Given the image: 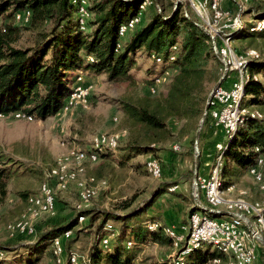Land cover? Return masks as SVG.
<instances>
[{
	"label": "rangeland",
	"instance_id": "1",
	"mask_svg": "<svg viewBox=\"0 0 264 264\" xmlns=\"http://www.w3.org/2000/svg\"><path fill=\"white\" fill-rule=\"evenodd\" d=\"M158 1L156 0V3ZM198 1L208 8L213 0ZM177 2H180L184 7L186 16L190 14L193 18L196 19L197 17L200 20L201 25L206 29V33L214 40L216 55H218L216 51L222 52L228 46L233 54L242 56V59L264 61V37L255 35L235 40V36L232 35L248 29L254 32L264 31V17L251 21L247 13L251 7L264 10V0H219L221 16L218 19L211 20L210 25H207L193 10H190L189 0H161L160 5L164 8L165 15L172 12ZM148 3L150 2L144 3V6ZM87 5L89 8V0H87ZM80 6L85 7L86 3L82 5L81 2ZM24 10L27 11L28 9ZM24 10L14 14V21L18 24L21 23V25L29 24L32 18L28 22L23 19L17 21L15 15H24ZM79 11L78 8V20L82 18ZM11 14L12 11H9V17L7 16L9 24L22 28L15 46L26 48L33 45L37 32L14 24ZM31 14L32 12H30V16ZM209 15L211 16L210 12L207 13V16ZM137 18L139 22L134 19L131 20V22L136 23L132 29H126L131 22L120 29V37H124L129 30L135 29L141 22V17ZM236 18L233 32L231 26ZM2 20L4 19L0 18V28L3 30ZM87 20L88 17L85 21L87 22ZM80 28L83 32H86V23L84 26L80 25ZM121 30H123V33H121ZM229 34L233 36V40L227 43L225 38ZM216 39H220V47L217 46ZM220 56L225 57L222 53ZM133 58L135 64L128 76L124 78L110 80L106 74H80L77 79L82 80L80 86H85L84 90L88 95L85 94L81 98L78 95L76 98L71 99L69 101L71 104L65 110L66 103L64 102L63 108L55 117L47 120H37L32 116L33 119L28 120L22 114L23 111L0 113L2 114V117H0V264H87L89 262L88 252L93 242L92 231L87 228L89 222L87 218H81L84 219L83 221L78 218V225L72 230L67 241L59 238L53 242L56 256L52 253L53 248L50 242H46L41 246L33 245L30 247H23L22 242H37L38 239L36 238L39 233L56 225L65 224L81 212L108 211L122 213L127 207L129 212L133 211L148 202L156 189L165 182L173 183L176 186H172L174 190L170 191V188L168 193L162 196L150 211L151 214L158 217V220L163 217V212L167 211L170 213V217L178 220L174 219L177 223L182 221L187 223L189 217L197 213L195 212L197 210L196 199L199 200L200 204L202 202L211 210L225 211L234 215V217H215L206 212L205 209L199 210L198 213L201 215L209 214L208 218L219 224L238 219L241 221V228L246 230V227H249L248 224L235 216L244 215L250 221L252 229L258 231L259 234L257 235L258 238L256 237L254 240L246 239L244 245L254 252L259 264H262V260L264 262L263 244L258 245L257 251L259 237L264 238V228L259 221L264 218V189H262V183L254 179L248 172L249 170L236 168L230 178L238 180L240 177L239 184H232L225 191H220L221 185L223 188V184H225L224 178L222 179V176H220L218 178L217 198L221 204L218 208L212 209L208 194L201 188V185L206 186L211 182L212 173L216 166L220 165L222 168L221 159L228 146L223 145L222 142H215L211 151L206 149L207 131L212 121L211 118L206 123V118L204 119L199 138H197L204 114L198 118H184L167 117L164 113L162 116L165 119V129L156 131L138 122L136 118L128 113L126 109L129 106H147L152 110L158 108L167 98L174 77L179 74V68L172 70L170 65H166L167 71L154 78V75L161 71L158 66L162 65L156 62L157 66L145 49L139 51ZM227 60L228 58H223L221 69V65L217 66L216 61L211 58L208 66L209 74L204 80L208 91L207 100L214 86L218 83L214 78L216 67L219 68H217L219 74L222 73L220 79L227 71L229 73L228 79H231V86H239L240 74H242L240 72L241 60L236 59L233 66H226L225 61L227 62ZM171 76L172 79H170ZM77 79L76 83L73 84L72 92L77 84ZM228 79L225 82L226 84H228ZM152 84H154L153 87L149 86ZM248 100L249 97L245 100L243 98V107H246L245 109L249 107L248 111L254 114L259 112L263 117L258 119H264V106H247L245 104ZM206 105L207 101L205 109ZM243 123H240L236 127L237 129L234 128L235 131L233 129L232 132L225 126L223 131L220 129L217 134H215L216 128H212L211 132L216 138H220L224 133L230 139L233 138ZM101 134L111 137L117 136L119 147L116 150L106 148L101 150L100 159L95 163L86 162L84 173L68 182L66 190H61L58 179L50 178L51 169L59 165L64 158L72 157L76 152L86 150L93 138ZM197 142L200 160L196 172ZM128 145L137 146L145 151L141 153L131 152L127 148ZM152 146L153 150L146 151ZM208 153H212L210 157H207ZM105 154H108V156L103 157ZM216 157H218V162L213 167ZM153 161L159 163L162 168L161 179L153 178L147 170L148 164ZM211 168L213 170L210 172ZM204 172H206L205 184L202 174ZM196 173L197 184L194 180L193 185ZM260 173L264 179V165L260 168ZM44 184L49 186L56 199V208L50 214L29 210V207H31L29 199L41 196V187ZM177 186L180 188L178 189ZM88 190L94 192V195L84 201L85 199L83 200L81 195ZM171 195L176 198H170ZM237 203L245 204L248 210L244 211L240 205L236 206ZM193 208H195V211L190 215ZM19 224L23 225L22 229L19 228ZM161 225L175 231L179 227L176 225H163L162 223ZM118 226L119 224L116 222H109L107 229L115 231ZM127 236L128 233H126ZM63 238H65V235ZM203 238L209 242H216L221 238V235ZM109 239L110 237H105L102 244H108ZM72 240L75 241L69 245ZM125 241L129 240L125 239ZM126 242L125 245L131 248L132 244ZM215 244L217 243H213V246L218 249ZM193 248L191 247V253H189L191 255L178 256L179 252H176L172 246L147 241L142 247L136 246L128 249L127 252L134 255V264H185L183 262L184 258L186 264H194L195 258L207 253L208 250L209 256L205 264H214L212 260L215 256L211 255L214 248L205 247L200 253H193L192 250H197V248ZM222 256L216 258L219 259V262L221 258L223 260L222 264H226L228 260ZM225 256L230 257V263L233 258L229 255Z\"/></svg>",
	"mask_w": 264,
	"mask_h": 264
},
{
	"label": "trees",
	"instance_id": "2",
	"mask_svg": "<svg viewBox=\"0 0 264 264\" xmlns=\"http://www.w3.org/2000/svg\"><path fill=\"white\" fill-rule=\"evenodd\" d=\"M79 1H0V18L4 19L3 30L0 28V113L23 111L26 116L37 120L55 117L69 98L73 84L80 74H106L110 80L127 77L135 64L133 57L145 49L155 64L157 62L162 65L156 64L161 71L154 78L167 71L166 65H170L172 70L179 68V74L174 77L167 98L158 108L152 110L147 106H129L127 112L138 122L156 131L165 129L164 113L167 117L203 116L208 93L204 80L209 74L210 60L213 58L217 66L221 65V69L223 64L215 54L214 40L201 28V22L196 16V19L190 14L186 16L181 4L176 11L174 6L172 12L165 15L164 8L160 5L161 0L157 3L156 0H89L87 11L90 19L86 23L87 31L83 32L77 17ZM147 1L150 3L144 6ZM24 9L32 12L27 25L14 21V14ZM9 11H12L14 24L37 32L33 45L26 48L15 46L22 28L9 24ZM247 13L251 21L264 17V10L258 7H251ZM139 16L141 22L135 29L120 37V29ZM255 35L264 37V31L254 32L248 29L236 34L234 38L239 40ZM216 43L218 47L221 46V41ZM172 58L174 60L171 62ZM217 68L214 78L218 82L222 73L219 74ZM246 74L249 78L244 82V100L247 97L249 100L244 104L264 106V61H250ZM208 119L210 113L207 114L205 123ZM221 142L228 146L221 159L222 168L220 167L225 182L220 191H225L235 184L230 177L236 168L251 170L258 157L264 155V119L248 117L233 138L225 136ZM256 147L260 148L259 153L254 151ZM127 148L131 152L145 151L132 145ZM153 149L152 146L146 151ZM95 152L100 154V151ZM172 186L176 185L162 183L148 202L130 212L128 207L122 213L81 212L65 224L39 233L37 242L24 241L22 246H41L50 242L53 248V242L63 239L66 232H72L77 227L78 218H87V228L93 234L87 264H134V255L127 252L128 249L142 247L147 241L173 247V240L164 232L163 227L157 231L149 229L151 224L160 223L158 217L150 211ZM194 211L195 208L191 209L190 215ZM109 222L119 224L115 231L107 229ZM105 237H110L109 244H102ZM125 239L129 241L126 242ZM74 241H70L69 245ZM125 242L131 243L132 247L126 246ZM205 247L214 248L211 254L214 258L222 256L217 248L208 243L193 253H200ZM52 250L56 256L54 248ZM208 256L207 250V253L195 258L194 264H205ZM183 262L186 264L185 258Z\"/></svg>",
	"mask_w": 264,
	"mask_h": 264
},
{
	"label": "bare ground",
	"instance_id": "3",
	"mask_svg": "<svg viewBox=\"0 0 264 264\" xmlns=\"http://www.w3.org/2000/svg\"><path fill=\"white\" fill-rule=\"evenodd\" d=\"M83 1H85V2H83ZM189 1H190L189 5L192 8V10L207 25L211 24V20L218 19L221 16L219 0L211 1L210 5H208V8H207V6H205L203 3H201L198 0H189ZM81 2H82V5H84L86 3V6L85 7L80 6ZM196 3L199 4V7H196ZM78 8L80 9L79 14L82 16V18L79 19L80 25L84 26L85 23H87L85 21V19L87 17L89 18V14L87 11V8H88L87 0H80ZM30 12L31 11L28 9L27 11H25L24 15L16 14L15 18L17 21H20L23 19L26 22H28L32 16V14L30 16ZM208 12H210L211 16L210 15L207 16ZM134 20L139 22L138 18H135ZM135 24L136 23H134V21H132L129 24L128 28H126V29H132ZM234 27L235 26H233V30H235ZM231 28H232V26H231ZM126 29H125V31H126ZM204 29H205V27H204ZM233 30H231V31H233ZM204 31L206 32V29ZM121 33H123V30H121ZM232 35L235 36V34H232ZM232 35L229 34L226 36L225 41H227V43L229 41L233 40ZM118 48H120V45H118ZM222 52H223L222 55L225 56L226 58H228L227 62L225 61L226 66H233L237 55L233 54L230 50V47H228V46H227V48L222 50ZM217 56L221 59V61L223 60V58L225 59V57L222 58L220 55H217ZM172 60H174V58H172ZM241 65H242V67L240 68V70H241L240 72H242V74H240V84L237 87L231 86L228 103L225 107V117H227V122H225L224 126L228 129H230V132H232L234 128L237 129L236 127H238L240 123L245 122L248 117H250V118L253 117L256 119L263 117L259 112L254 111L255 112V114H254V113H251L248 111V109H250L249 107H247L248 109H245L246 107L245 108L243 107L242 102H243V98L245 96V84H244V82H246V80L249 77L246 74V67L247 66H245V64H243V63ZM237 67H239V66H237ZM224 74H225V77H222V78H224L222 84H226L225 82L228 79V75H229V73L227 71ZM81 81L82 80L80 78L77 79V84H76V86L72 92V95L70 94L69 98L67 100H65L66 105L64 107V110L69 107V104H71V102H69V101H71V99L76 98L78 95H79V98H81L86 94L85 90H84V92L79 93V90L81 88L80 83H82ZM218 89H219V87L214 92L218 91ZM86 95H88V93ZM22 114H24V113L22 112ZM24 116L28 120H32V118L30 116H26L25 114H24ZM0 117H2V114H0ZM235 129H234V131H235ZM118 146H119V138L117 136L111 137V136H108L106 134L105 135H102V134L97 135L91 141L90 148H87L86 150H83V151H78L72 157L64 158L62 160V162L59 163V165H57L55 168L51 169L50 178L51 179H58V182L60 183V185H59L60 189L64 191L67 189V183L68 182H70L71 180H74L76 178V176L84 173V165L86 164V162L95 163L100 159V154L96 153L95 151H101L104 148L110 149V150H116L118 148ZM254 151L259 153L260 148L256 147V148H254ZM77 165H79V167H77ZM263 165H264V155L258 157V160H257L255 167L248 171L254 179H256L262 183V189H264V179L262 178V175L260 173V168ZM219 168H220V165L216 166V168L213 170L212 180L208 185H206V186L203 184L201 185V188H203L208 194V200L210 202L212 209L218 208L221 204L220 200H218V198H217V195H218L217 192H218V188H219L218 178H220V176H221ZM69 169H71L72 171ZM147 170L149 171V173L151 174V176L153 178H155V179H161L162 178V168H161L160 164L157 163L156 161L149 163L147 166ZM194 180H195V183L197 184V173L195 174ZM173 190H174V188L170 189V191H173ZM93 195H94V192L88 190L85 193H83L81 196H82L83 200L85 199L84 201H86V199L88 200V198L92 197ZM196 202L199 205H201L202 208L205 209L206 212H208L209 214H211L213 216H215L213 213V211H214V212L224 213V215L221 214L218 216L234 217V215L228 214L225 211L211 210L208 207L200 204L198 199H196ZM30 204H31V207H29L30 211L35 210L39 213L50 214V213L54 212V210L56 208V199H55V196L52 193L51 189L49 188V186L47 184H44L41 187V196L31 197L29 199V205ZM239 205L242 207V209L244 211L248 210V208L245 204H243V203H237L236 204V206H239ZM209 214L201 215L198 212L194 213V214H192L193 216L191 215L188 224H184L180 228L182 229L183 232L196 231L197 230L196 216H197L200 218V226L228 227L229 229H231L235 233H242L243 234V243L246 239L254 240V239H256L257 235H259L258 231L252 229V225H251L250 221L244 215L239 214V215H235V216L241 218L242 220L246 219L245 222L249 226V227H246V230L241 228V221H239L238 219H234L231 222H225L223 224H219L215 220L209 219L208 218ZM218 216H215V217H218ZM83 220L84 219H81V221H83ZM259 221L261 222L262 227L264 228V218H261ZM162 227L164 228V232L167 235H169L171 237V239L173 240V248L175 249L176 252H179L178 256L183 255V254H186V256L189 255V253H191V247H194L193 249H195V248L199 249L205 243H208L211 245H213V243H217L215 245L218 246V250L221 252L222 255H224V256L229 255V256H231V258H233L230 263L228 262L229 264H244V257L242 256V251H240L236 245L232 244L233 243V236L232 235L220 234L221 238L219 240H217L216 242H209L206 239H204L203 237H196L195 238V234H188V243H186L185 238H184L183 234L180 233L179 228L177 229V231L170 230L167 227L162 226L161 223L156 222V223L151 224L149 226V229H151L152 231H157L158 229H160ZM19 228L22 229L23 225L19 224ZM71 233H72L71 231L66 232L65 237H70ZM259 240L261 241V243L264 246V238L259 237ZM244 247H245V245H244ZM246 249H247V253H248V258L250 259V264H259L256 260V256H255L254 252L251 249H248V248H246ZM195 250H192V251H195ZM212 263H214V264L219 263V259L214 258L212 260Z\"/></svg>",
	"mask_w": 264,
	"mask_h": 264
},
{
	"label": "built area",
	"instance_id": "4",
	"mask_svg": "<svg viewBox=\"0 0 264 264\" xmlns=\"http://www.w3.org/2000/svg\"><path fill=\"white\" fill-rule=\"evenodd\" d=\"M196 7H199V4L196 3ZM238 11H239V9H238ZM236 21H237V18L234 19V22L232 24V30H233V26L235 25ZM216 41H220V39H216ZM216 52L218 55H221V53H223V52H219V51H216ZM236 59H240L241 63L245 64V66L250 62V60L242 59V56H238V55L236 56ZM225 70H226V68H225ZM223 77H225V74L223 75ZM149 86L153 87L154 84L149 85ZM84 87L85 86H82L80 88L79 93L84 92ZM230 88H231V79H228V84H221L219 86L218 91L214 92L213 97H212L211 102H210L209 113H210V118L213 121V126H214V128H216L215 134H217L220 129L223 130L224 124H225V122H227V117H225V107L228 103ZM17 114H19V113H17ZM202 174L204 177V184H205V172ZM194 190H195V188H194ZM195 194H196V190H195ZM196 220H197V230L196 231L183 232L182 229L180 227H178L180 229V233L183 234L186 243H188V234H195V238L196 237H212V236H216L218 234L232 235L233 236V243L232 244L236 245L239 248V250L242 251V256L244 257V264H250V259L248 258L247 249H246V247H244L243 234L242 233H235L231 229H229L228 227L200 226V218L196 216ZM244 221H246V219H244ZM68 239H69L68 237H65V238H63V241H67ZM63 257H64V255H63ZM262 263L264 264L263 260H262Z\"/></svg>",
	"mask_w": 264,
	"mask_h": 264
},
{
	"label": "crops",
	"instance_id": "5",
	"mask_svg": "<svg viewBox=\"0 0 264 264\" xmlns=\"http://www.w3.org/2000/svg\"><path fill=\"white\" fill-rule=\"evenodd\" d=\"M212 128H214V126H213V121H211V123H210V125H209V128H208V131H207V140H206V143H207V146H206V149H208V150H212L213 149V145H214V143L215 142H221L222 141V139H224L225 138V134L223 133L222 134V136L220 137V138H216L214 135H212V132H211V130H212ZM223 131V130H222ZM214 138V139H213ZM217 139V140H216ZM206 149H205V151H206ZM207 153V152H206ZM212 153H208L207 154V157L209 156L210 157V155H211ZM219 154V153H218ZM205 157V156H204ZM218 158V157H217ZM216 158V161H215V163H214V165H213V167L217 164V162H218V159ZM213 169L211 168L209 171L211 172ZM206 173V172H205ZM195 177V176H194ZM233 178H235V177H233ZM241 180V178L239 177L238 178V180L237 179H232V182H234V183H238L239 184V181ZM193 185H194V179H193ZM176 188V187H175ZM177 188L179 189L180 187L179 186H177ZM176 198V197H174L173 195H171V197L170 198ZM201 204L202 205H204L202 202H201ZM205 206V205H204ZM196 211L195 212H199V210H201L202 211V206H199L197 203H196ZM160 216V215H159ZM162 217V216H161ZM160 217V218H161ZM191 217V216H190ZM190 217H189V220H190ZM176 221H178L176 218H172V217H170V213L169 212H167V211H164L163 212V217L159 220L163 225H176V226H181V225H184V224H188V222L186 223L185 221L183 222H176ZM246 223V222H245ZM258 244H257V251H258V245H260V244H262L261 243V241L259 240L258 242H257ZM258 255H259V253H258ZM224 258H226V259H228V262L230 261V257H228V256H223ZM259 259H260V261H261V258L259 257ZM228 262H227V264H228ZM223 263V260L220 258V262H219V264H222ZM261 263H262V261H261ZM263 264V263H262Z\"/></svg>",
	"mask_w": 264,
	"mask_h": 264
},
{
	"label": "water",
	"instance_id": "6",
	"mask_svg": "<svg viewBox=\"0 0 264 264\" xmlns=\"http://www.w3.org/2000/svg\"><path fill=\"white\" fill-rule=\"evenodd\" d=\"M179 5H180V2H177L176 5H175V9H174V11H176V10L178 9ZM201 28H202L203 30H205L203 26H201ZM223 79H224V78H221V79L218 81V83L214 86V88H213L211 94H210L209 97H208L207 105H206V109H205V113H204V117H203V119H202V121H201V125H200V128H199V132H198V134H197V138H199V133H200V130H201L202 123H203L204 119L206 118V116H207V114H208V112H209V110H210V102H211V99H212V97H213L214 91H215V90H216V89L222 84ZM196 154H197V166H196V168H197L196 172H197V171H198V166H199V160H200L199 149H198V142L196 143ZM213 213H214L215 216H218V215H221V214L224 215V213H222V212H214V211H213Z\"/></svg>",
	"mask_w": 264,
	"mask_h": 264
}]
</instances>
